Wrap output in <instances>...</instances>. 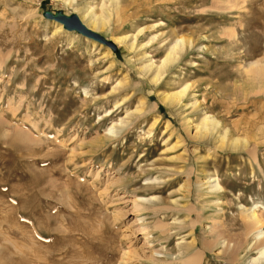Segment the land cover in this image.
Wrapping results in <instances>:
<instances>
[{
  "label": "rangeland",
  "instance_id": "1",
  "mask_svg": "<svg viewBox=\"0 0 264 264\" xmlns=\"http://www.w3.org/2000/svg\"><path fill=\"white\" fill-rule=\"evenodd\" d=\"M88 7L104 42L45 15L87 26ZM254 63L264 0H0V264H250L264 241Z\"/></svg>",
  "mask_w": 264,
  "mask_h": 264
},
{
  "label": "bare ground",
  "instance_id": "2",
  "mask_svg": "<svg viewBox=\"0 0 264 264\" xmlns=\"http://www.w3.org/2000/svg\"><path fill=\"white\" fill-rule=\"evenodd\" d=\"M109 1H112V0H109ZM87 13L84 15V16H88L89 18H88V22H87V26H88V28H90L91 30H94L95 31V29H96V26H97V21H96V19H98V17H94V15H93V10H92V8H90V7H88L86 10H85ZM83 16V17H84ZM85 19H87V18H85ZM61 24V23H60ZM188 39V38H187ZM188 41H189V39H188ZM190 43V42H189ZM188 42L186 43V39L184 40V38H177L175 41H174V43L170 46V48H169V51L167 52V54H166V56H165V58H164V61L165 62H167V61H175L176 59H178V57L180 56V54H181V52H183L184 51V49H186V45L188 44V45H190ZM192 44V43H191ZM94 45V44H93ZM161 66V65H160ZM250 70H252L253 72H255V74L256 75H259V74H262L263 73V71H264V68H263V66L262 65H260V63H254V64H252V66H251V68H249ZM156 75V74H155ZM252 78V77H251ZM256 78H257V76H256ZM261 78V77H260ZM258 79H259V77H258ZM262 79V78H261ZM260 79V80H261ZM184 89H185V87H184ZM184 89L182 90V92L180 93H178V97H179V95H181L183 92H184ZM86 90V89H85ZM84 90V91H85ZM185 93V92H184ZM174 97H175V95H174ZM176 98V97H175ZM180 99V98H179ZM178 99V100H179ZM208 121H210V123L213 125V126H217V124H218V121H215L213 118L212 119H210V118H208V115L207 116H204V118L202 119V121H201V126L204 128V129H206V125H208L207 123H208ZM212 125H210L211 127H212ZM113 128H114V126L113 127H111L108 131L110 132L111 130H113ZM202 128V129H203ZM213 128H215V127H213ZM208 130H209V128H208ZM107 131V132H108ZM114 131V130H113ZM112 131V132H113ZM201 131V130H200ZM206 131V130H205ZM205 131H204V133H205ZM226 132V131H225ZM224 132V133H225ZM207 134V133H206ZM226 134V133H225ZM201 135H203V134H201ZM224 136V135H223ZM223 136L221 137V141H220V144H222V143H224V140H223ZM225 137V136H224ZM239 139H237V138H235L234 140H233V142L232 143H235V144H237V141H238ZM219 144V145H220ZM221 146V145H220ZM211 178L209 177L208 178V182L209 183H211L212 185L210 186V189L211 190H213V191H218V190H221V186H220V184H219V182H218V179H212V180H210ZM189 186V185H188ZM138 198H140V197H138ZM142 200H145V199H142ZM254 207V208H253ZM252 208L250 207V209L248 210L249 212H248V215H247V213H245V212H243L242 214H243V216L244 217H246V219L247 220H249L248 221V227H250L251 229H258L260 226H261V224H262V222H261V220L259 219V216L255 213V211H256V207H257V204H255L254 206H253ZM257 231V230H256ZM259 234H261V231H258V233L256 234V237H255V239H257V240H259L260 238H259ZM213 235V234H212ZM146 236H147V238H148V234L146 233ZM261 237V236H260ZM146 240H148V239H146ZM217 242H219V241H217ZM260 242H262L261 243V246H259V248H258V250H257V253H258V256H256V257H254V258H252V259H250L249 260V262L248 263H250V264H255L256 262H259V261H264V241H260ZM244 247V246H243ZM226 248V247H225ZM227 250H228V248H227ZM183 251H181V253L180 254H183L182 253ZM197 255V254H196ZM198 256V255H197ZM197 256H195V255H193V256H191V255H188V256H186V257H183V258H177V260H175L176 262H177V264H197V262L195 263L194 261H196L197 260ZM179 259V260H178ZM199 259V258H198ZM198 261V260H197Z\"/></svg>",
  "mask_w": 264,
  "mask_h": 264
},
{
  "label": "water",
  "instance_id": "3",
  "mask_svg": "<svg viewBox=\"0 0 264 264\" xmlns=\"http://www.w3.org/2000/svg\"><path fill=\"white\" fill-rule=\"evenodd\" d=\"M48 18L54 19L55 21L62 24L63 28L69 31H76L87 37L99 41H105L97 32L88 28L78 17L77 14H64L61 11H57L55 14L51 12H46L45 14Z\"/></svg>",
  "mask_w": 264,
  "mask_h": 264
}]
</instances>
